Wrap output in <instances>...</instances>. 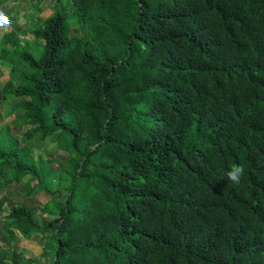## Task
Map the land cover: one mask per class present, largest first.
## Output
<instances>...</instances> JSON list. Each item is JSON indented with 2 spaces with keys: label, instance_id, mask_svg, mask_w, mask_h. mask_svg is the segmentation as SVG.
<instances>
[{
  "label": "trees",
  "instance_id": "16d2710c",
  "mask_svg": "<svg viewBox=\"0 0 264 264\" xmlns=\"http://www.w3.org/2000/svg\"><path fill=\"white\" fill-rule=\"evenodd\" d=\"M32 32L40 56L1 51L27 129L0 127V253L36 230L50 264H264V0H68Z\"/></svg>",
  "mask_w": 264,
  "mask_h": 264
},
{
  "label": "rangeland",
  "instance_id": "374dc122",
  "mask_svg": "<svg viewBox=\"0 0 264 264\" xmlns=\"http://www.w3.org/2000/svg\"><path fill=\"white\" fill-rule=\"evenodd\" d=\"M68 0H61V2ZM60 0H7L5 6H0L4 17L0 18V48L10 45L14 48L19 46L20 50L31 48L36 56L43 52L42 45L35 46L36 41L32 30L41 25L43 20L55 14L61 7ZM68 4V3H67ZM67 10L72 12V8L67 5ZM9 39V40H8ZM0 50V127H10L13 135L19 136L23 140V132L27 129L18 117L17 109L13 105L18 99L7 101L3 98L2 88L7 80L11 78V65L4 61ZM34 150L36 158L44 157L51 160V166L59 167L60 159L66 158L65 151L56 143L44 140L39 137L33 139L30 143ZM2 184L4 179L1 180ZM35 191V190H34ZM59 194L58 190H55ZM6 197L14 202L26 201L32 208L36 222L45 226L46 218L50 216L44 201L47 199L43 191L37 190L34 194L27 196V191L17 188H11L6 192ZM3 213L0 212V229L5 226ZM52 216V215H51ZM14 241L19 248V262H13L12 257L0 253V259L8 264H50L52 261V249L48 248L49 233L45 231H33L29 239H25L18 231ZM13 249H10L12 252ZM11 256V255H10Z\"/></svg>",
  "mask_w": 264,
  "mask_h": 264
},
{
  "label": "clouds",
  "instance_id": "9594fccd",
  "mask_svg": "<svg viewBox=\"0 0 264 264\" xmlns=\"http://www.w3.org/2000/svg\"><path fill=\"white\" fill-rule=\"evenodd\" d=\"M227 180L231 182L232 185H239L245 176V168L243 164L233 163L230 170L226 173Z\"/></svg>",
  "mask_w": 264,
  "mask_h": 264
},
{
  "label": "crops",
  "instance_id": "0c3cea01",
  "mask_svg": "<svg viewBox=\"0 0 264 264\" xmlns=\"http://www.w3.org/2000/svg\"><path fill=\"white\" fill-rule=\"evenodd\" d=\"M6 4H7V1L3 4L4 6H6ZM1 10V9H0ZM1 16H3L4 17V14H3V12H2V15ZM1 16H0V18H1ZM8 49L11 47L10 45H8V46H6ZM0 50L2 51V47L0 48ZM10 80V79H9ZM9 80H7V81H9Z\"/></svg>",
  "mask_w": 264,
  "mask_h": 264
},
{
  "label": "water",
  "instance_id": "95a60500",
  "mask_svg": "<svg viewBox=\"0 0 264 264\" xmlns=\"http://www.w3.org/2000/svg\"><path fill=\"white\" fill-rule=\"evenodd\" d=\"M0 14L2 15V10H0Z\"/></svg>",
  "mask_w": 264,
  "mask_h": 264
}]
</instances>
